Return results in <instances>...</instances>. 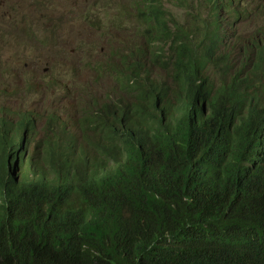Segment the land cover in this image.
Segmentation results:
<instances>
[{"label": "trees", "instance_id": "obj_1", "mask_svg": "<svg viewBox=\"0 0 264 264\" xmlns=\"http://www.w3.org/2000/svg\"><path fill=\"white\" fill-rule=\"evenodd\" d=\"M129 1L119 95L36 132L0 93V264H264V0Z\"/></svg>", "mask_w": 264, "mask_h": 264}, {"label": "rangeland", "instance_id": "obj_2", "mask_svg": "<svg viewBox=\"0 0 264 264\" xmlns=\"http://www.w3.org/2000/svg\"><path fill=\"white\" fill-rule=\"evenodd\" d=\"M166 7L176 16L186 12ZM136 15L129 0H0V93L7 90L1 100L11 113L37 117V132L40 117L58 101L78 114L90 99L119 95L113 72L118 59L110 56L117 49L126 55V44L140 43ZM47 78L59 79L73 100H62L58 88H45ZM28 81L32 89L24 95Z\"/></svg>", "mask_w": 264, "mask_h": 264}, {"label": "clouds", "instance_id": "obj_3", "mask_svg": "<svg viewBox=\"0 0 264 264\" xmlns=\"http://www.w3.org/2000/svg\"><path fill=\"white\" fill-rule=\"evenodd\" d=\"M46 85H49V87H46ZM116 85L118 87L117 81H116ZM43 86L45 88H48V89L58 88L62 93V100H67V99L73 100V92L70 91V89L67 86L63 85L62 82L57 78H47V80H43ZM113 99H114V97H113ZM108 100H111V99H108ZM108 100H106V101H108ZM87 102L88 103L94 102L95 104H98L93 99H90ZM60 107H62V110H60L59 116L62 118L67 116L69 113L72 112V110H67V111L65 110V108H67V107L63 106L62 101H60ZM11 114L17 115V116H14L15 120H19L23 114L33 116L32 114H29V113H11ZM73 114L75 116L78 115L75 113H73ZM36 123H34L35 129H36ZM27 132H28V129H23L21 131V133H22V134H20V135H22L21 142H20L19 147L15 153V156L9 157V167H8L7 171L13 177L16 176V178L14 179L16 182H18L17 174H19L22 170L27 169L28 161H29V158L31 155V153H30V155L28 156V149H26V139L28 137ZM27 156H28V158H27Z\"/></svg>", "mask_w": 264, "mask_h": 264}]
</instances>
